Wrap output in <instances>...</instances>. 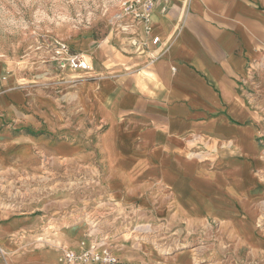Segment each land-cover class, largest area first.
I'll return each instance as SVG.
<instances>
[{"label":"crops","instance_id":"1","mask_svg":"<svg viewBox=\"0 0 264 264\" xmlns=\"http://www.w3.org/2000/svg\"><path fill=\"white\" fill-rule=\"evenodd\" d=\"M150 23L159 44L137 23L140 48L119 47L117 58L72 42L88 52L80 53L89 69L47 77L69 87L66 104L6 67L0 172L35 167L41 154L68 158L96 167L105 194L163 231L200 232L229 213L225 183L245 192L264 159V0H164ZM14 227L2 224L0 235ZM69 241L78 250L79 238ZM115 255L118 264H156L134 251ZM46 262L34 264H54Z\"/></svg>","mask_w":264,"mask_h":264},{"label":"rangeland","instance_id":"2","mask_svg":"<svg viewBox=\"0 0 264 264\" xmlns=\"http://www.w3.org/2000/svg\"><path fill=\"white\" fill-rule=\"evenodd\" d=\"M124 1L0 0V90L8 67L26 77L22 85H33V92L44 87L66 104L69 87L48 85L47 77L57 71L52 41L73 48L72 42L83 40L117 58L135 39L116 17ZM95 175L96 167L52 154L39 155L38 165L28 170L1 171L0 226L13 223L15 229L0 235V264H11L12 257L62 264L61 251L74 248L69 237L79 238V248L105 240L118 256L134 251L156 264H264V159L252 169L245 192L233 194L232 182L225 183L232 203L226 216L183 234L163 231L143 212L114 202Z\"/></svg>","mask_w":264,"mask_h":264},{"label":"built area","instance_id":"3","mask_svg":"<svg viewBox=\"0 0 264 264\" xmlns=\"http://www.w3.org/2000/svg\"><path fill=\"white\" fill-rule=\"evenodd\" d=\"M164 0H126L122 4V14L124 17H120L117 14V18L120 20L119 26L125 33L131 32L137 23H142L146 34L149 36L152 45H158L160 37L158 35L152 36L150 12L151 10ZM128 15V16H127ZM125 17H129L127 20ZM131 17V18H130ZM130 19L132 22H130ZM126 20V21H125ZM129 21L130 23H128ZM122 24V25H121ZM130 44L136 48H140L139 42L135 39L130 41ZM161 50L153 51L150 53L149 59L154 61L161 57ZM50 57L55 63L57 69L72 71H80L89 69V64L86 61L85 56L77 50L70 47V45L64 41L54 40L51 43ZM59 261L62 264H118V257L105 246H99L95 242H88L86 245L82 243L79 250L63 249L60 254Z\"/></svg>","mask_w":264,"mask_h":264},{"label":"bare ground","instance_id":"4","mask_svg":"<svg viewBox=\"0 0 264 264\" xmlns=\"http://www.w3.org/2000/svg\"><path fill=\"white\" fill-rule=\"evenodd\" d=\"M119 14H120V17H124L122 13H119ZM121 25H122V24H121ZM95 243H96V242H95ZM105 243H106V241L104 240V241H98L97 244H98L99 246H104L103 244H105Z\"/></svg>","mask_w":264,"mask_h":264}]
</instances>
